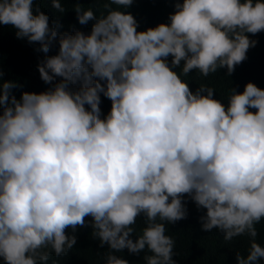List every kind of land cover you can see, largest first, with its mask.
Instances as JSON below:
<instances>
[{
  "label": "clouds",
  "instance_id": "obj_1",
  "mask_svg": "<svg viewBox=\"0 0 264 264\" xmlns=\"http://www.w3.org/2000/svg\"><path fill=\"white\" fill-rule=\"evenodd\" d=\"M132 4L108 0L99 17L77 4L80 25L96 22L89 33H61L34 0H0V24L18 38L44 53L59 44L38 65L45 91L18 99L22 85L0 82V258L48 264L91 217L93 237L113 250L105 264H129L114 254L124 249L146 250L145 264H176L165 222L187 217V197L206 209L204 230L251 238L235 264H261L264 89L231 87L224 103L181 77L231 76L258 42L248 34L264 31V0H178L169 22L141 31ZM52 7L65 11L60 0ZM101 94L112 102L106 116Z\"/></svg>",
  "mask_w": 264,
  "mask_h": 264
},
{
  "label": "trees",
  "instance_id": "obj_2",
  "mask_svg": "<svg viewBox=\"0 0 264 264\" xmlns=\"http://www.w3.org/2000/svg\"><path fill=\"white\" fill-rule=\"evenodd\" d=\"M65 11L60 13L52 7V0H34L41 9L50 17V26L58 27V31L72 32L76 29L89 33L95 20H90L86 25H80L74 8L77 4L83 8H92L97 17L106 14L103 5L108 0H60ZM178 0H133V4L126 9L131 12L138 21V31L146 30L148 27H155L159 23H167L169 14L175 11V4ZM183 2V0H179ZM113 7H117L113 5ZM16 29L11 25L0 24V71L3 80L17 81L21 88L13 89L19 99L23 91L41 92L45 91L50 84L45 83L40 76L38 65L47 55L58 53V41L52 46L48 53L37 51L40 47L38 42L29 43L27 38H18L15 35ZM251 39L257 40L254 47L247 51V58L236 65L231 76L227 75V69H218L215 73L203 76L198 70L193 69L187 76L181 78L189 83V87L195 91L200 85L213 87L214 97L227 103L231 87L243 92L248 82L255 83L264 89V31L255 35L248 34ZM171 55L168 57L171 61ZM183 61L181 62V67ZM180 72V68H176ZM60 78L58 77L57 80ZM73 87H78L74 85ZM111 100L101 94L102 114L107 115L111 110ZM255 112L256 109H250ZM2 111V108H0ZM188 215L185 219L174 224L166 223L167 235L175 240L173 259L176 264H235L236 253L246 255L250 244V237L241 235L234 237L231 241L224 239V234L218 229L206 231L201 226L200 216L205 214L206 209L197 207L194 201L186 197ZM86 224L78 226L74 235L77 237L75 245L65 254L51 255L48 264H105V258L109 251H113L107 244L103 247L97 238L93 237V228L87 221L91 217H85ZM144 218L138 217L133 227L136 234H140L145 227ZM258 235L257 242L264 245V219L256 225ZM73 234L71 229H66ZM135 238V235L134 237ZM115 255L127 259L129 264H145L144 256L146 250L140 254L130 253L127 249L114 252ZM0 264H4L0 258ZM264 264V261L261 262Z\"/></svg>",
  "mask_w": 264,
  "mask_h": 264
}]
</instances>
